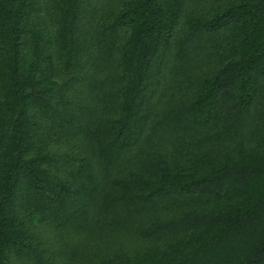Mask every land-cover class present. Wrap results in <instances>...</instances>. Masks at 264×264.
Listing matches in <instances>:
<instances>
[{"label":"trees","instance_id":"16d2710c","mask_svg":"<svg viewBox=\"0 0 264 264\" xmlns=\"http://www.w3.org/2000/svg\"><path fill=\"white\" fill-rule=\"evenodd\" d=\"M0 264H264V0H0Z\"/></svg>","mask_w":264,"mask_h":264}]
</instances>
